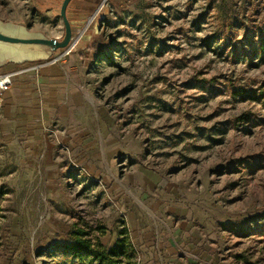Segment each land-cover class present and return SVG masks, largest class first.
<instances>
[{"label":"rangeland","instance_id":"374dc122","mask_svg":"<svg viewBox=\"0 0 264 264\" xmlns=\"http://www.w3.org/2000/svg\"><path fill=\"white\" fill-rule=\"evenodd\" d=\"M28 2L0 0V20L63 39L60 9ZM120 2L74 32L85 109L56 170H0V264H101L79 235L127 236L136 264H264V0Z\"/></svg>","mask_w":264,"mask_h":264},{"label":"crops","instance_id":"0c3cea01","mask_svg":"<svg viewBox=\"0 0 264 264\" xmlns=\"http://www.w3.org/2000/svg\"><path fill=\"white\" fill-rule=\"evenodd\" d=\"M63 1L29 0L28 5L36 13L57 9L61 12ZM104 1L72 0L68 16L74 13L70 18L73 32L87 27L88 13L100 8ZM115 3L121 4L120 0ZM72 53L38 70L15 76L13 85L0 92V170H12L16 168L12 165L27 162L21 158L25 155H33L30 161L34 165L56 170L61 151L58 140L61 143L66 139L63 133L69 130L68 124H77L85 109L83 69ZM19 69L21 65L14 61H0V74ZM41 166L38 168L42 169Z\"/></svg>","mask_w":264,"mask_h":264},{"label":"trees","instance_id":"16d2710c","mask_svg":"<svg viewBox=\"0 0 264 264\" xmlns=\"http://www.w3.org/2000/svg\"><path fill=\"white\" fill-rule=\"evenodd\" d=\"M82 235L84 234L81 232ZM80 237L74 238L71 241L70 245L71 248L75 251H88L92 252L96 255V257L100 259L101 264H121V260H119L120 256L126 257L127 262L126 264H136L133 260L137 257V253H139L138 249L128 240L129 238L125 236L124 239L118 240L111 249L107 250L105 246L99 244V246H94L93 243L89 240H85L79 235ZM1 237H0V248H1ZM100 245L102 248V252L99 251ZM97 252V254H96ZM0 258H1V251H0Z\"/></svg>","mask_w":264,"mask_h":264},{"label":"water","instance_id":"95a60500","mask_svg":"<svg viewBox=\"0 0 264 264\" xmlns=\"http://www.w3.org/2000/svg\"><path fill=\"white\" fill-rule=\"evenodd\" d=\"M72 0H64L61 7V17L65 25V35L63 39L59 38H46L43 35L37 37H15L3 34L0 32V41L10 43V44H36V45H47L50 46L54 51L57 50H66L73 46L74 44V32L71 25V22L68 18V7ZM49 55H47L48 57ZM32 59L24 60L30 61ZM18 64L24 61L11 60Z\"/></svg>","mask_w":264,"mask_h":264},{"label":"bare ground","instance_id":"6f19581e","mask_svg":"<svg viewBox=\"0 0 264 264\" xmlns=\"http://www.w3.org/2000/svg\"><path fill=\"white\" fill-rule=\"evenodd\" d=\"M93 18L95 17L92 16L90 20L92 21ZM91 21H89V23ZM0 32L15 37H26L31 35L30 32L24 26L3 22L2 20H0ZM38 36H42V34ZM79 39L80 36L77 37L76 41H79ZM13 45H19V44H13ZM23 45H28V44H23ZM47 55L49 54L45 53V56ZM6 58L14 59L17 61H24V60L32 59L33 53L17 49L15 46L10 45V43L2 42V44H0V61H5Z\"/></svg>","mask_w":264,"mask_h":264},{"label":"built area","instance_id":"2783aa9c","mask_svg":"<svg viewBox=\"0 0 264 264\" xmlns=\"http://www.w3.org/2000/svg\"><path fill=\"white\" fill-rule=\"evenodd\" d=\"M76 39L77 38L74 37L73 46H71L70 48L64 50L63 53H61L58 56H56L53 60H49V61H46V62H34V63H31L32 61H30V62L29 61H24V62L20 63L21 69H19L18 71L1 73L0 74V92L2 93L4 91L8 90L13 85V81H14L15 76H17L19 74H22V73L38 70L42 66H44L45 64L57 62L61 58H63L65 56H67L68 54H70L73 51V48L75 47V44L77 43Z\"/></svg>","mask_w":264,"mask_h":264}]
</instances>
